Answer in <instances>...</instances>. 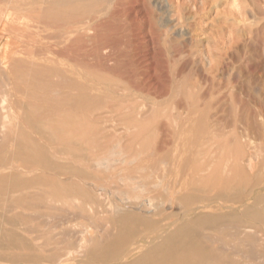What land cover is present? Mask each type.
Instances as JSON below:
<instances>
[{"label":"rangeland","instance_id":"374dc122","mask_svg":"<svg viewBox=\"0 0 264 264\" xmlns=\"http://www.w3.org/2000/svg\"><path fill=\"white\" fill-rule=\"evenodd\" d=\"M6 104L9 110L15 106L12 113L7 111ZM262 110L264 0H0V173L4 171L0 174V264H96V261L97 264H124L140 254L135 250L130 256H124L126 247L131 251L132 246L144 242L142 237L152 235L154 224L167 230L171 223L182 219V208L188 205L198 206L201 209L198 211L205 214H215L211 224L202 228L201 237H195L208 251L226 255L231 264L235 261V264H263L258 263L263 262L258 255L252 258L254 262L234 251V245L242 243L246 230H251L257 234L259 256L264 255L261 254L264 245ZM10 113L13 115L9 116ZM113 148L118 160L112 153ZM59 153L62 156L59 157ZM101 156L111 160L110 168L101 166L102 169L95 163ZM128 157L137 158V163ZM114 159L117 164L112 162ZM121 159L131 165L125 163L124 166ZM245 164L247 168H243ZM118 170L120 173H116ZM164 172L168 176L164 174L168 178L164 176V186L168 188H163V181L159 182ZM150 173L155 176L150 177ZM236 174L243 177L241 182ZM145 176L152 182L155 178L158 183L150 188H154L153 193L158 190L153 195L159 198L156 196L159 203L154 198L149 208L153 211L151 215L138 208L139 199L137 201L132 195L122 196L126 189L128 193L132 191L129 181L133 186L144 182ZM186 176L193 181L187 182ZM165 178L168 181L165 182ZM172 182L180 187L182 182L186 186L178 188ZM248 184L250 187L245 188ZM172 188L176 192L173 193ZM243 193L245 198L240 196ZM160 194H163L162 201ZM52 195L57 196V200ZM47 197H51L49 201ZM59 197L63 202L60 200L56 205ZM123 197L124 200L132 198L127 199L132 202L121 201ZM41 198H44L42 202ZM254 200L260 202L253 204ZM212 203L215 205H209ZM246 203L251 211L244 217L239 212ZM155 205L160 208L157 206L155 210L152 208ZM120 206L133 209L128 213L126 209L124 216H117L114 211ZM163 206L168 208L165 210ZM202 206L207 208L202 210ZM215 207L220 214L224 213L223 217ZM34 211H38L37 215ZM231 211L237 212L232 218L234 222L227 215ZM193 216L195 213L189 218ZM67 226H74L72 233ZM106 227L110 230L106 231ZM74 231H78L76 235ZM125 235L131 238L127 245L120 246ZM90 246L97 248V253ZM59 256L61 260L58 261L56 257Z\"/></svg>","mask_w":264,"mask_h":264},{"label":"bare ground","instance_id":"6f19581e","mask_svg":"<svg viewBox=\"0 0 264 264\" xmlns=\"http://www.w3.org/2000/svg\"><path fill=\"white\" fill-rule=\"evenodd\" d=\"M80 1H82V0H80ZM77 2V1H76ZM76 2H74V3H76ZM39 3H40V1H39ZM49 3H50V1H49ZM78 3V2H77ZM65 5V4H64ZM64 5H63V7H64ZM66 6H69V4L68 5H66ZM80 6V5H79ZM54 7V6H53ZM61 7V6H60ZM56 9H57V7H55ZM60 8H58V10H59ZM61 11V10H60ZM64 16V15H63ZM56 18H57V16H56ZM243 19V18H242ZM78 21V20H77ZM79 22V21H78ZM83 23H85V22H83ZM50 25V24H49ZM51 25H53V24H51ZM77 25V24H76ZM75 25V26H76ZM81 25V24H80ZM82 25H84V24H82ZM86 25V24H85ZM88 25V24H87ZM87 25L85 26V27H87ZM68 26V25H67ZM90 28H91V26H90ZM55 29V28H54ZM70 29V28H69ZM72 29V28H71ZM79 29V28H78ZM86 29V28H85ZM51 30H53V29H51ZM65 30H67V29H65ZM75 30V29H74ZM56 31H58V30H56ZM81 31V30H80ZM82 31H83V29H82ZM87 31L89 32V30L87 29ZM52 32H54V31H52ZM76 32V31H75ZM90 32H91V30H90ZM84 33H85V31H84ZM72 34V33H71ZM74 34V33H73ZM88 34V33H87ZM73 36V35H72ZM86 36V35H85ZM84 37V36H83ZM71 38H73V37H71ZM71 38H69V39H71ZM76 39V38H75ZM73 40V39H72ZM74 41V40H73ZM70 43V42H69ZM72 43V42H71ZM75 43V42H74ZM76 43H77V41H76ZM104 52V51H103ZM59 81V80H58ZM61 81V80H60ZM64 82V81H63ZM67 82V81H66ZM66 82H65V85H66ZM58 82H56V84H57ZM58 84H60V83H58ZM63 84V83H62ZM64 85V84H63ZM7 92H9V89H8V91ZM54 94L55 93H57V91L56 92H53ZM52 93V95H54ZM5 94V93H4ZM7 95V94H6ZM4 96V98H5V95H3ZM53 97V96H52ZM56 97V96H55ZM9 98V97H8ZM6 100V99H5ZM2 101H4V99L2 100ZM12 101H13V99H12ZM11 101V102H12ZM261 102V101H260ZM256 103V102H255ZM262 103V102H261ZM260 103V104H261ZM5 104V103H4ZM258 104H259V102H258ZM10 105V104H9ZM262 105V104H261ZM6 106V108L8 107L7 106V104L5 105ZM5 106H4V110H5ZM221 106V105H220ZM12 107V106H11ZM15 107V106H14ZM14 107H12V108H14ZM239 107V106H238ZM244 107V106H243ZM257 107H258V105H257ZM3 108V107H2ZM9 108H10V106L8 107V110L7 111H12V108H11V110H9ZM263 108V107H262ZM222 109V108H221ZM254 109V108H253ZM7 111H5V112H7ZM13 111H16V110H13ZM242 111V110H241ZM256 111V110H255ZM261 111V110H260ZM263 112H264V110H262ZM12 113V112H11ZM11 113L9 114V116H12L11 115ZM14 113V112H13ZM8 114V113H7ZM56 114V113H55ZM17 115V114H16ZM20 115H22V114H20ZM4 117V116H3ZM14 117V116H13ZM26 117V116H25ZM1 118V117H0ZM7 118H9L8 116H7ZM12 118V117H11ZM22 118V117H21ZM91 118V117H90ZM15 119H18L17 118V116H16V118ZM15 119H14V121H15ZM3 120H4V118H3ZM6 120V119H5ZM8 120V119H7ZM19 120H21V119H19ZM24 121V120H23ZM22 121V122H23ZM20 122V121H19ZM46 122V121H45ZM9 123V122H8ZM8 123H7V125H8ZM39 123V122H38ZM256 123V122H255ZM2 124V123H1ZM4 124H5V122H4ZM19 124V123H18ZM25 124V123H24ZM28 125V124H27ZM46 125V124H45ZM255 125V124H254ZM257 125V124H256ZM24 126V125H23ZM6 127V126H5ZM4 127V129H6ZM26 127V126H25ZM51 127V126H50ZM9 128V127H8ZM7 128V129H8ZM3 129V128H2ZM9 130V129H8ZM27 130V129H26ZM32 131V130H31ZM2 132V131H1ZM33 132V131H32ZM34 133V132H33ZM49 133V132H48ZM244 133V132H243ZM258 133V132H257ZM9 134V133H8ZM35 134V133H34ZM47 134V133H46ZM10 135V134H9ZM36 135V134H35ZM8 136V135H7ZM16 136H17V134H16ZM245 136V135H244ZM2 138V137H1ZM15 138H13V140H14ZM40 141V140H39ZM45 141V140H44ZM73 141V140H72ZM7 142V141H6ZM16 142V141H15ZM71 142V141H70ZM84 142V141H83ZM14 143V142H13ZM45 143H48V142H46L45 141ZM73 142H71V144H72ZM82 143V142H81ZM43 144V143H42ZM52 143H50L49 145H51ZM64 143H62V145H63ZM119 144V143H118ZM69 145V144H68ZM67 145V146H68ZM73 145V144H72ZM75 145V144H74ZM77 145H79V144H77ZM56 146V145H55ZM16 147H17V145H16ZM64 147H66V146H64ZM82 147V146H81ZM84 147V146H83ZM82 147V148H83ZM20 148V147H19ZM22 148V147H21ZM50 148H52V147H50ZM259 148H260V146H259ZM67 149V148H66ZM66 149H65V151H66ZM115 148H113V151H112V153H114L115 152V150H114ZM120 149V148H119ZM202 149V148H201ZM208 149V148H207ZM49 150H52V149H49ZM54 150V149H53ZM116 150H118L117 148H116ZM5 151V150H4ZM15 151V150H14ZM64 151V150H63ZM86 151V150H85ZM89 151V150H88ZM121 151V150H120ZM199 151V150H198ZM203 151H205V150H203ZM202 151V152H203ZM6 153V152H5ZM118 153H119V150H118ZM131 152H129V154H130ZM14 154V153H13ZM60 155H59V157L60 156H62L61 154L62 153H59ZM64 154V153H63ZM117 154V153H116ZM115 153H114V155H116ZM140 155H141V153H139ZM255 154V153H254ZM5 155V154H4ZM121 155V154H120ZM126 155H128V154H126ZM125 155V156H126ZM132 155H134V154H132ZM203 155V154H202ZM256 155V154H255ZM254 155V156H255ZM260 155H261V153H260ZM64 156V155H63ZM117 156L118 155H116V160H118L117 159ZM135 156V155H134ZM138 156V155H137ZM142 156V155H141ZM102 157V156H101ZM257 157V156H256ZM262 157V156H261ZM264 157V156H263ZM9 158H10V156H9ZM61 158H63V157H61ZM72 158V157H71ZM105 158V157H104ZM103 157L102 158H100L99 157V160H95L96 162L95 163H98V165L101 167V166H103V168L104 167H106V168H110V166H111V164H110V161L108 160V159H104ZM110 158V157H109ZM113 158V157H112ZM121 158H122V156H121ZM128 158H133L134 159V157H128ZM206 158V157H205ZM77 159V158H76ZM97 159H98V157H97ZM131 159H130V161H131ZM132 159V160H133ZM137 159V158H136ZM136 159H134V163H135V161H136ZM208 159V158H207ZM252 159H253V157H252ZM68 160V159H67ZM72 160H73V158H72ZM80 162H84V160H82L81 161V159H78ZM122 160V159H121ZM246 160V159H245ZM249 160V159H248ZM254 160V159H253ZM252 160V161H253ZM263 160H264V158H263ZM64 161H65V159H64ZM79 161H77V163L79 162ZM194 161V160H193ZM244 161V160H243ZM5 162V161H4ZM76 162V161H75ZM74 162V163H75ZM80 162H79V164H80ZM86 162V161H85ZM112 162H114L115 164H117V161L115 162V159H114V161H112ZM111 162V163H112ZM124 161L122 160V163H123ZM127 162V160L125 161V163ZM132 162V161H131ZM165 162H167V161H165ZM213 162V161H212ZM245 162V161H244ZM88 163V162H87ZM125 163H123V165L125 164ZM128 163L130 164V162L128 161ZM128 163H126V164H128ZM136 163H137V161H136ZM194 163V162H193ZM208 163V162H207ZM207 163H206V165H207ZM209 163H211V161L209 162ZM246 163V162H245ZM260 163V162H259ZM264 163V162H263ZM10 164V163H9ZM126 164L124 165V166H126ZM128 164V165H129ZM132 164H133V162H132ZM253 164H255V163H253ZM252 164V165H253ZM6 165H8V164H6ZM13 165V164H12ZM23 165H25V164H23ZM121 165V164H120ZM131 165V164H130ZM164 165H166V164H164ZM211 165V164H210ZM243 165V164H242ZM249 165H250V163H249ZM9 166V165H8ZM14 166V165H13ZM18 166V165H17ZM17 166H15L14 168H17ZM112 166H113V163H112ZM119 166V165H118ZM207 166H209V165H207ZM217 166H219V165H217ZM216 166V167H217ZM225 166H226V164H225ZM224 166V167H225ZM251 166V165H250ZM11 167V166H10ZM66 167V166H65ZM115 167V166H114ZM114 167H111V169L112 168H114ZM139 167H142V166H139ZM138 167V168H139ZM165 167V166H164ZM202 167H203V165H202ZM206 167V166H205ZM246 167V164H245V166H243V168H245ZM3 168V167H2ZM7 167H4V169H6ZM23 168H24V166H23ZM27 169H28V167H26ZM102 168V167H101ZM102 168V169H103ZM145 168V167H144ZM211 168V167H210ZM239 168V167H238ZM247 168V167H246ZM252 168V167H251ZM1 169V168H0ZM8 169V168H7ZM6 169V170H7ZM10 169V168H9ZM36 169V168H35ZM95 169H96V167H95ZM97 169H99V168H97ZM114 169H116V168H114ZM122 170H124V168H121ZM152 169V168H151ZM190 168H188V170H189ZM224 169V168H223ZM17 170V169H16ZM37 170V169H36ZM39 170V169H38ZM41 170H45V169H41ZM40 170V171H41ZM61 170V169H60ZM126 170V169H125ZM124 170V171H125ZM140 170V169H139ZM142 170V169H141ZM140 170V171H141ZM190 170H192V169H190ZM244 170V169H243ZM264 170V169H263ZM11 171V170H10ZM32 171V170H31ZM33 171H34V169H33ZM47 171H48V169H47ZM50 171L51 170H49V173H50ZM62 171H64V170H62ZM110 171V170H109ZM113 171H115V170H113ZM113 171H111V173L113 172ZM121 171V170H120ZM120 171L118 170V172L116 171V173H120ZM127 171V170H126ZM144 171V170H143ZM159 171V170H158ZM158 171H157V175H158ZM164 171H166V169L164 170ZM169 171V170H168ZM185 172L187 171V170H184ZM200 172H202V170H199ZM225 169H224V173H225ZM8 172V171H7ZM6 171H5V173H7ZM19 172V171H18ZM25 172V171H24ZM29 172V171H28ZM38 172V171H37ZM37 172H34V173H37ZM44 172V171H43ZM108 172V171H107ZM142 172V171H141ZM153 172V171H152ZM151 172V173H152ZM185 172H183V173H185ZM231 172V171H230ZM229 172V173H230ZM235 172V171H234ZM234 172H233V175H234ZM244 172V171H243ZM250 172V171H249ZM3 173H4V171H3ZM3 173L1 172L0 174H2L3 175ZM27 173V172H26ZM32 173V172H31ZM38 173H40V172H38ZM37 173V174H38ZM104 173V172H103ZM125 173V172H124ZM140 173V172H139ZM150 173V177H154V176H152V174ZM159 173H161V169H160V171H159ZM166 172H164L163 173V179H162V177L160 176V181L159 182H161V181H163V186L165 185V183H164V176L166 175L167 176V174H165ZM190 173H192L191 171H190ZM198 173V172H197ZM218 173H219V170H218ZM236 173V172H235ZM247 173V172H246ZM30 174V173H29ZM28 174V176H30ZM45 174V173H44ZM113 174V173H112ZM112 174H111V176H112ZM155 174V173H154ZM165 174V175H164ZM180 174V173H179ZM188 172H187V176H188ZM194 174V173H193ZM193 174L191 175V176H193ZM210 174V173H209ZM221 174V173H220ZM226 174V173H225ZM259 174L260 173H258V176H259ZM11 175V174H10ZM22 175H25V174H22ZM36 175V174H35ZM54 175V174H53ZM127 175V174H126ZM149 175V174H148ZM175 175V174H174ZM178 175V174H177ZM185 175H186V173H185ZM222 175V174H221ZM230 175H231V173H230ZM238 174H236V176H237ZM242 175H244V174H241V176ZM247 175H248V173H247ZM264 175V174H263ZM27 176V175H26ZM60 176V175H59ZM74 176V175H73ZM116 176V175H115ZM114 176V177H115ZM117 176H118V174H117ZM124 176V175H123ZM165 176V177H166ZM171 176V175H170ZM179 176V175H178ZM182 176L184 177V175L182 174ZM187 176H186V180H187V182H189V181H191L192 179H187ZM249 176V175H248ZM32 177V176H31ZM61 177V176H60ZM104 177V176H103ZM110 176H108V178H109ZM113 177V176H112ZM113 177V178H114ZM130 177H131V175H130ZM139 177H141V175L139 176ZM149 177V176H148ZM146 178V176H145V180H144V182L143 181H141L140 183L138 182V183H135V181H133V183H135V184H133V186H132V181H129V186H130V188L132 187V191L131 192H127L126 190H125V195H122V196H125V197H129V195L131 196H133L132 198H135L136 200L137 199H139V201L137 202L138 203V208L139 209H141L142 210V213H144V211L145 212H147V213H149L150 212V206L151 205H153L154 203H153V201H155L154 200V198L156 199V196H154L153 194L156 192V191H158V190H156L154 193H153V189L151 190L150 188H152V187H155V185H157L158 183H155V178H154V182H152V181H150L149 179H151V178ZM157 178H158V176H156ZM168 177V176H167ZM166 177V178H167ZM195 177V176H194ZM222 178H223V176H221ZM233 177V176H232ZM238 177H240V175H238ZM259 177H262L261 175L259 176ZM264 177V176H263ZM25 178H28V177H25ZM34 178V177H33ZM75 178H77V176H75L74 177V179ZM112 178V179H113ZM116 178V177H115ZM118 178V177H117ZM123 178H125V177H123ZM129 178V177H128ZM127 178V179H128ZM166 178H165V182L166 181H168V180H166ZM175 178V177H174ZM180 178H182V177H180ZM221 178V179H222ZM237 178V177H236ZM241 178V177H240ZM35 179V178H34ZM61 179V178H60ZM82 179V178H81ZM80 179V181L82 182V181H87V180H81ZM131 179V178H130ZM134 179V178H133ZM132 179V180H133ZM138 179V178H137ZM168 179V178H167ZM242 179H243V177L239 180V179H237L238 181H242ZM245 179V178H244ZM49 180V179H48ZM62 180H64V179H62ZM120 180V179H119ZM141 180V179H140ZM139 180V181H140ZM143 180V179H142ZM170 180V179H169ZM174 180V179H173ZM183 180V179H182ZM181 180V181H182ZM199 180V179H198ZM229 180H231V178L229 179ZM248 180V179H247ZM47 181V180H46ZM58 181H59V179H58ZM110 181V180H109ZM124 181V180H123ZM157 181V180H156ZM179 181H180V179H179ZM178 180H177V182H179ZM193 181V180H192ZM216 181H218L217 179H216ZM71 182H73V180L71 179ZM70 182V183H71ZM136 182H137V180H136ZM158 182V181H157ZM170 182V181H169ZM174 182H175V180H174ZM174 182H172L173 184H174ZM200 182V181H199ZM224 182V181H223ZM236 182V181H235ZM235 182H233L234 183V185H235ZM245 182H246V180H245ZM244 182V183H245ZM260 182V181H259ZM59 183H61L60 181H59ZM68 183V182H67ZM80 183V182H79ZM124 183V182H123ZM131 183V184H130ZM184 183H185V180H184ZM221 183V182H220ZM228 183V182H227ZM236 183H239V182H236ZM263 183H264V181H263ZM65 184V183H64ZM76 184V183H75ZM80 184H82V183H80ZM97 184V183H96ZM100 184V183H99ZM167 184V183H166ZM178 183H176V184H174V185H177ZM189 184V183H188ZM187 184V185H188ZM209 184H211V182H209ZM62 185V184H61ZM79 185V184H78ZM84 185V184H83ZM83 185H81V186H83ZM93 185V184H92ZM103 185V184H102ZM105 185V184H104ZM112 185V184H111ZM125 185H126V183H125ZM161 185V186H162ZM199 185V184H198ZM225 185V184H224ZM228 185V184H227ZM233 185V184H232ZM231 185V186H232ZM238 185V184H237ZM246 185V184H245ZM250 185H251V183H250ZM250 185L248 184L245 188H247L248 186L250 187ZM254 185V184H253ZM72 186V185H71ZM100 187H101V185H99ZM162 186V187H163ZM178 186V185H177ZM182 186H184V188H185V186H186V184H184L183 185V183L181 182V187ZM219 186V185H218ZM221 186V185H220ZM254 186H256V185H254ZM253 186V187H254ZM257 186H258V183H257ZM259 186H261V184L259 185ZM64 187V186H63ZM67 187H70L69 186V184H68V186ZM95 187V186H94ZM103 187V186H102ZM160 187V186H159ZM167 188L169 187V186H166ZM165 186L163 187V188H166ZM180 187V185L178 186V188H181ZM190 187V186H189ZM188 186H187V188H189ZM207 187H208V185H207ZM211 187V186H210ZM227 187V186H226ZM233 187V186H232ZM72 188H74V186H72ZM79 188V187H78ZM83 188H85V187H83ZM91 188H93L92 186H91ZM98 188V187H97ZM162 188V189H163ZM175 188V187H174ZM187 188H186V190H187ZM191 188V187H190ZM218 188V187H217ZM244 188V187H243ZM53 189V188H52ZM64 190L66 189V188H63ZM76 189V188H75ZM80 189V188H79ZM99 189V188H98ZM106 189V188H105ZM105 189H104V192H105ZM158 189V188H157ZM173 189V188H172ZM176 189V188H175ZM211 189V188H210ZM233 189V188H232ZM235 189H236V187H235ZM240 189V188H239ZM249 189V188H248ZM251 189H253L252 188V185H251V188L249 189V191L251 190ZM58 190V189H57ZM77 190V189H76ZM93 190V189H92ZM97 189H95V191H96ZM107 190V189H106ZM117 190H119V189H117ZM117 190H115V192H118ZM130 190V189H129ZM161 190V189H160ZM164 190V189H163ZM169 190V189H168ZM167 190V191H168ZM178 190H180V189H178ZM202 190V189H201ZM207 190V189H206ZM215 191H216V188L214 189ZM225 190V189H224ZM223 189H222V191H224ZM237 190H238V186H237ZM66 191L68 192V189H66ZM94 191V192H95ZM98 191V190H97ZM203 191H204V189H203ZM219 190L217 189V192H218ZM227 191V190H226ZM230 191H231V189L229 190V195H230ZM233 191V190H232ZM240 192L242 191V189L241 190H239ZM248 191V192H249ZM76 194H78L76 191H74ZM84 192H85V189H84ZM89 192H90V190H89ZM99 192H100V190H99ZM173 193L174 192H176V191H174V189H173V191H172ZM172 192H171V194H172ZM179 192V191H178ZM187 192V191H186ZM189 192V191H188ZM191 192V191H190ZM205 192V191H204ZM213 192V191H212ZM211 192V193H212ZM220 192H221V190H220ZM246 192H247V190H246ZM253 191L251 190V193H252ZM103 193V192H102ZM114 193V192H113ZM152 193V194H151ZM169 193V192H168ZM167 193V194H168ZM184 193H185V190H184ZM192 193V192H191ZM203 193V192H202ZM223 193V192H222ZM225 193V192H224ZM228 193V192H227ZM233 193V192H232ZM234 193H236V191H234ZM261 193V192H260ZM21 194H23V193H19V195H21ZM71 194V193H70ZM80 194V193H79ZM87 194V193H86ZM97 194V193H96ZM101 194V193H100ZM114 194H116V193H114ZM146 194H147V196H146ZM164 194V193H163ZM163 194H162V196H161V194L159 195L161 198V201H162V197H163ZM205 194V193H204ZM226 194V193H225ZM244 194V193H243ZM44 195V194H43ZM49 195V194H48ZM64 195V194H63ZM72 195V194H71ZM80 195H82V193L80 194ZM98 195V194H97ZM178 195V194H177ZM182 195H183V192H182ZM206 195V194H205ZM207 195H208V193H207ZM212 195H213V193H212ZM245 195L246 194H244V195H241L240 194V196H244L243 198H245ZM255 195V194H254ZM45 196H46V194H45ZM54 195H52V197H53ZM95 196V195H94ZM103 196V195H102ZM106 196V195H105ZM211 196V195H210ZM238 196V195H237ZM13 197H14V195H13ZM49 197V196H48ZM48 197H47V200L49 201V199L51 198H49L48 199ZM55 197V199H56V197L57 196H54ZM77 197H79V196H77ZM77 197H75V198H77ZM101 197V196H100ZM112 197V196H111ZM114 197V196H113ZM173 197V196H172ZM209 197V196H208ZM215 197H216V195H215ZM214 197V198H215ZM220 197V196H219ZM225 197V196H224ZM224 197H221V198H223L224 199ZM236 197V196H235ZM248 197H250V196H248ZM258 197V196H257ZM262 197V196H261ZM260 197V198H261ZM36 198V197H35ZM39 198H40V196H39ZM45 198V197H44ZM43 198V199H44ZM66 198V197H65ZM74 198V199H75ZM110 198V197H109ZM131 198V199H132ZM157 198H158V196H157ZM177 198V197H176ZM192 198V197H191ZM190 198V199H191ZM221 198H219V199H221ZM225 198H227V196L225 197ZM238 198V197H237ZM242 198V197H241ZM37 199H38V197H37ZM42 198L40 199L41 200V202H42V200H43ZM127 199H130V198H126V200H124V197H123V199H121V201L122 200H124V202H126L127 201ZM130 199V200H131ZM159 199V198H158ZM158 199H156L157 200V204L159 203V200ZM168 199H169V194H168ZM190 199H188V200H190ZM212 199V198H211ZM231 199H232V197H231ZM252 198H249V200H251ZM257 199V198H256ZM39 200V199H38ZM45 200H46V198H45ZM44 200V201H45ZM52 200H54V199H52ZM57 200V199H56ZM60 200H61V197H59V201H55L56 202V205L58 204V202H60ZM78 200V199H77ZM116 200V199H115ZM174 200H176L175 199V197H174ZM173 200V201H174ZM207 200V199H206ZM214 200V199H213ZM253 200V199H252ZM263 200V199H262ZM48 201H47V203H48ZM64 201H65V199H64ZM72 201H73V199H72ZM79 201H81V200H79ZM91 201V200H90ZM106 201V200H105ZM111 201V200H110ZM160 201V205L163 203V202H161ZM167 201V200H166ZM201 201V200H200ZM203 201H205V200H203ZM245 201H246V199H245ZM244 201V202H245ZM264 201V200H263ZM6 202H8L7 201V199H6ZM11 202V201H10ZM50 202H51V200H50ZM54 202V201H53ZM54 202V203H55ZM61 202H63V200H61ZM69 202V201H68ZM89 202V201H88ZM109 202V201H108ZM116 202V201H115ZM127 202H129V203H131L130 201H127ZM169 202V201H168ZM167 202V203H168ZM178 202V201H177ZM186 203H188L187 201H185ZM192 202V201H191ZM202 202V201H201ZM241 202V201H240ZM256 202H260L259 200H257V201H255L254 200V202H253V204H255ZM44 203V202H43ZM74 203V202H73ZM81 203H82V201H81ZM94 203V202H93ZM93 203H92V201H91V203H90V205L92 206L93 205ZM105 203V202H104ZM112 203V202H111ZM171 203H173V202H171ZM175 203V202H174ZM203 203V202H202ZM207 203V202H206ZM209 203H211V202H209ZM45 204V203H44ZM49 205H50V203H48ZM48 204H47V206H48ZM68 204V203H67ZM66 204V205H67ZM120 204H121V202H120ZM156 204V203H155ZM182 204V203H181ZM213 204L214 203H212V204H209V205H212L213 206ZM236 204V203H235ZM252 204V205H253ZM262 204H264V203H262ZM53 205H55V204H53ZM55 205V206H56ZM76 205H77V203H76ZM89 205V204H88ZM134 205V204H133ZM133 205H131V206H133ZM164 205H166V202L164 203ZM168 205V204H167ZM166 205V206H167ZM175 205H176V203H175ZM199 205V204H198ZM215 205V204H214ZM219 207H220V205L219 204H217ZM252 205H251V207H252ZM46 206V205H45ZM50 206H52V205H50ZM84 206V204L82 205V207ZM91 206H90V208H91ZM107 206V205H106ZM112 206V205H111ZM126 206H128V205H126ZM130 206V205H129ZM136 206V205H135ZM135 206H133V208H137V207H135ZM158 206V205H157ZM156 205L155 206H152V208H154L155 207V210L157 209V208H160L159 206L157 207ZM165 206V207H166ZM174 206V205H173ZM173 206H171V209H172V207ZM186 205H184V207H185ZM199 206H201V205H199ZM208 206V205H207ZM212 206H211V208H212ZM258 206V205H257ZM54 207V206H53ZM56 207H58V206H56ZM60 207V206H59ZM93 207H94V205H93ZM92 207V208H93ZM99 207H100V205H99ZM110 207V206H109ZM121 207V206H120ZM120 207H117V209L114 211V214L115 215H117L118 216V214H122L123 216H124V213H128V211L130 210H128V208L127 207H125V209H124V207L122 208H120ZM157 207V208H156ZM164 206H163V208L166 210L168 207H166L165 208ZM178 207V206H177ZM206 207V206H205ZM205 207L204 206H202V210L203 209H205ZM230 207V206H229ZM248 207H250L249 206V203H246V205L243 207V209H242V212H239L240 214L242 213V215L245 217V215L247 214V216H248V214L250 213V211H249V208ZM253 207H254V205H253ZM261 207H262V205H261ZM261 207H260V209H261ZM62 208V207H61ZM68 208V207H67ZM66 208V209H67ZM76 208V207H75ZM95 208H98L97 206H95ZM101 208V207H100ZM107 208H108V206H107ZM133 208H131V210L133 209ZM144 208V209H143ZM176 207H174V209H175ZM180 208V207H179ZM179 208H178V210H179ZM207 208V207H206ZM216 208V207H215ZM237 208V207H236ZM257 209H258V207H256ZM6 209V208H5ZM53 209H55V208H53ZM65 209V210H66ZM110 209H112V208H110ZM127 209V210H126ZM138 209V210H139ZM184 209V211H183V214H182V219L181 220H174L175 222L174 223H171L170 225H169V228L166 230V229H164L165 227H163V229H162V227L161 226H158V227H156V225L154 224V229L151 231L152 232V235L151 236H146V235H144L145 237H142V238H144L143 240H144V242L142 241H140L137 245H134V247L132 248H130L131 249V251H129V249H127V247H126V249L124 250V253H123V255L124 256H130L131 255V253L133 252V251H135V250H137V251H139V255H137V257L135 258V259H133V260H131V261H127L126 263H124V264H231L230 263V261H229V258H226L227 256L226 255H222V253H221V250H220V253L221 254H217V253H213V252H211V251H208V249H206L203 245H201L200 243H199V240H197V239H195V237H201V232H202V230H204V229H202L203 227H205L206 225H208V224H211V222H212V219L214 220L215 218H214V216H215V214H205V213H203V211L202 212H200V211H198L200 208L198 207V206H191V205H188V206H186L185 208H182V210ZM213 209V208H212ZM220 209V208H219ZM230 209V208H229ZM254 209V208H253ZM256 209V210H257ZM40 210H42V208L40 209ZM69 211H70V209H68ZM75 210V209H74ZM73 210V211H74ZM92 210H94V208L92 209ZM97 210V209H96ZM126 210V212H124ZM130 210V211H131ZM140 210V211H141ZM144 210V211H143ZM159 210V209H158ZM182 210H180V211H182ZM201 210V209H200ZM227 210V209H226ZM232 210V209H231ZM236 210V209H235ZM237 210L239 211V209L237 208ZM255 210V209H254ZM6 211V210H5ZM4 211V212H5ZM72 211V212H73ZM81 211H82V209H81ZM95 211V210H94ZM137 211V210H136ZM168 211H169V209H168ZM180 211H178L179 213H180ZM198 211V212H197ZM213 211V210H212ZM211 211V212H212ZM216 211H217V208H216ZM260 211V210H259ZM35 212V214H36V212H38V211H34ZM42 212V211H41ZM41 212L39 211V214H41ZM53 212H54V210H53ZM58 212V213H57ZM56 212V214H58L57 216H59L60 215V213H59V211H57ZM71 212V211H70ZM69 212V213H70ZM97 212V211H96ZM109 212V211H108ZM133 212V211H132ZM153 212V211H152ZM152 212H150V215H151V213ZM155 212V214H156V211H154ZM167 212V211H166ZM165 212V213H166ZM213 212H215V211H213ZM218 212V211H217ZM32 213V212H31ZM45 214L47 213V212H44ZM48 213H50V211L48 212ZM75 213H76V211H75ZM80 213V212H79ZM146 213V214H147ZM174 213V212H173ZM172 213V214H173ZM195 213V217L193 216V217H190L189 218V216L191 215V214H194ZM219 214H220V212H218ZM5 214V213H4ZM64 214V213H63ZM72 214V213H71ZM141 214V213H140ZM168 215H170L171 214V210H170V213L168 212L167 213ZM176 214V213H175ZM217 214V213H216ZM224 214V213H223ZM223 214H220V215H222L221 217H223ZM37 215V214H36ZM42 215V214H41ZM51 215H53L52 214V211H51ZM50 215V216H51ZM67 215V214H66ZM70 215V214H69ZM95 215H97V213L95 214ZM141 215H143V214H141ZM147 215H149V214H147ZM149 215V216H150ZM165 215V214H164ZM177 215V214H176ZM228 215V218L230 219V221L232 220V218H235V216L237 215V212H233V211H231V212H229V214H227ZM94 216V215H93ZM107 217H108V215H106ZM149 216H147V217H149ZM153 216V215H152ZM155 216V215H154ZM154 216H153V218H154ZM242 216V218H244ZM61 217V216H60ZM59 217V218H60ZM66 217V216H65ZM68 217V216H67ZM151 217V216H150ZM159 217V216H158ZM164 217H166V215L164 216ZM172 217V216H171ZM224 217L226 218V215H224ZM241 217V216H240ZM250 217V216H249ZM248 217V218H249ZM254 217H255V215H254ZM53 218H54V216H53ZM58 218V219H59ZM111 218V217H110ZM112 218H113V216H112ZM156 218H157V214H156ZM174 218V217H173ZM181 218V217H180ZM218 218V217H217ZM224 218V219H225ZM227 218V219H228ZM3 219H4V217H3ZM55 219V218H54ZM72 219V218H71ZM104 219H106V218H104ZM139 219V218H138ZM155 219V218H154ZM160 220H161V218H159ZM163 219V218H162ZM166 219H168V218H166ZM165 219V221H167ZM172 219V218H171ZM241 219V218H240ZM245 219H247V218H245ZM59 220H61V219H59ZM113 220V219H112ZM111 220V221H112ZM160 220H158V221H160ZM234 220V219H233ZM232 220V221H233ZM252 220V219H251ZM49 221V220H48ZM110 221V220H109ZM110 221V222H111ZM115 221V220H114ZM157 221V220H156ZM162 221H164V220H161V222ZM216 222H217V220H215ZM235 221V220H234ZM233 221V222H234ZM238 221V220H237ZM244 221V220H243ZM253 221H254V219H253ZM57 222H58V220H57ZM113 222V221H112ZM139 222V221H138ZM225 222V221H224ZM228 222V221H227ZM247 222V221H246ZM255 222H257V221H255ZM258 222H260V221H258ZM2 223H3V221H2ZM62 223H63V220H62ZM108 223V222H107ZM166 223V222H165ZM248 223V222H247ZM8 224V223H7ZM48 224H50V223H48ZM58 224V223H57ZM78 224V223H77ZM116 224V223H115ZM149 224H151L150 222H148V225ZM53 225V224H52ZM54 225H56L55 223H54ZM53 225V226H54ZM162 225V224H161ZM165 225V224H164ZM163 225V226H164ZM167 225V224H166ZM171 225H172V227H171ZM174 225V226H173ZM215 225H217L216 223H215ZM219 225V224H218ZM238 225V224H237ZM262 225V224H261ZM1 226V225H0ZM61 226V225H60ZM64 226V225H63ZM66 226V225H65ZM68 226H69V224H68ZM67 226V227H68ZM77 226H80V224L79 225H77ZM89 226H91V225H89ZM144 226V225H143ZM222 226V225H221ZM254 226V225H253ZM15 227V226H14ZM13 227V228H14ZM67 227H66V230H67ZM71 228L72 227H74V226H70ZM96 227H97V225H96ZM95 227V228H96ZM100 227V226H99ZM114 227V226H113ZM116 227V226H115ZM215 227V226H214ZM219 227V226H218ZM236 227H238V226H236ZM248 227V226H247ZM12 228V227H11ZM63 228V227H62ZM71 228H69L68 227V230L72 233V229ZM80 228V230H82L81 229V227H79ZM103 228V227H102ZM107 229H106V231L109 229L108 227H106ZM245 228V227H244ZM249 228H250V226H249ZM259 228V227H258ZM14 229H16V227L14 228ZM88 229V228H87ZM99 229V228H98ZM101 229V228H100ZM151 229V228H150ZM150 229H149V231H150ZM211 229V228H210ZM209 229V231H211ZM216 229H219V228H216ZM223 229V228H222ZM231 230V228L230 227H228V230ZM250 229H252V228H250ZM249 229V230H250ZM64 231H66L65 229H63ZM67 230V231H68ZM75 230H79V229H75ZM110 230V229H109ZM115 230V229H114ZM215 230V229H214ZM224 230V229H223ZM229 230V231H230ZM233 230H234V228H233ZM235 230H236V228H235ZM253 230V229H252ZM257 230V229H256ZM261 230V229H260ZM48 231V230H47ZM84 231H85V229H84ZM208 231V230H207ZM220 231V230H219ZM222 231V230H221ZM74 232H76V231H74ZM78 232V231H77ZM77 232L75 233V235L77 234ZM79 232H81V231H79ZM113 232V231H112ZM212 232V231H211ZM216 232V231H215ZM57 233V232H56ZM64 233V232H63ZM84 233V232H83ZM104 233V232H103ZM142 233V232H141ZM140 233V234H141ZM150 233V232H149ZM213 233V232H212ZM221 233V232H220ZM227 233H230V232H227ZM237 233H240V231H238ZM245 233V232H244ZM258 233H259V231H258ZM35 234V233H34ZM49 234V233H48ZM50 234H53V233H50ZM55 234V233H54ZM53 234V235H54ZM143 234V233H142ZM235 235L234 236H236V233H234ZM147 235H149V234H147ZM203 235H204V233H203ZM203 235H202V237H203ZM225 235V234H224ZM245 236H244V238H242V243L241 244H238L237 242H239V241H237L236 243L238 244V245H234V251L235 252H237L238 254L239 253H242L243 255H245L247 258H249V259H252L253 257H256L257 255H258V258L260 257V258H263V259H261V260H263V262H258V263H263L264 264V255L261 257V256H259V253H260V251H258L257 252V250H258V248H256V241L258 242V240H257V234L256 233H254V231L252 232L251 230H250V232H247V230H246V233L244 234ZM1 236V235H0ZM48 237H50L51 235H47ZM67 236H68V234H67ZM66 236V237H67ZM72 236V235H71ZM73 236H74V234H73ZM233 236V235H232ZM237 236H239V235H237ZM241 236V235H240ZM259 236V235H258ZM262 236V235H261ZM52 237V236H51ZM55 237H57L56 235H55ZM106 237V236H105ZM105 237H103L104 239H105ZM69 238V237H68ZM72 238V237H71ZM80 238V237H79ZM130 235L129 236H127V235H125V237H124V239H121V244H120V242H119V244H120V246H123V245H127V243L129 242V240H130ZM227 238V237H226ZM240 238V239H241ZM261 238V237H260ZM44 239H45V237H44ZM53 239H54V237H53ZM66 239V238H65ZM85 239V238H84ZM129 239V240H128ZM134 239H135V237H134ZM138 239V238H137ZM136 239V240H137ZM141 239V238H140ZM205 239V238H204ZM221 239H223V238H221ZM220 239V240H221ZM230 239V238H229ZM106 240H109V239H106ZM105 240V242H107ZM202 240H203V238H202ZM201 240V241H202ZM208 240V239H207ZM32 241V240H31ZM88 241V240H87ZM139 241V240H138ZM137 241V242H138ZM218 241V240H217ZM222 241V240H221ZM229 241V240H228ZM33 242V241H32ZM77 242H78V240H77ZM104 242V241H103ZM234 242V241H233ZM241 242V241H240ZM36 243V242H35ZM81 244H82V242H80ZM97 243V242H96ZM96 243L95 244H93V246H95L96 245ZM99 243H101L100 241H99ZM133 243V242H132ZM215 243V242H214ZM226 243V242H225ZM260 243H262V242H260ZM87 244V243H86ZM103 244V243H102ZM106 244V243H105ZM104 244V245H105ZM221 244H222V242H221ZM229 243H227V245H228ZM243 244V245H242ZM259 244V243H258ZM10 245V244H9ZM15 245V244H14ZM46 245V244H45ZM54 245H56V244H54ZM53 245V246H54ZM98 245V244H97ZM103 245V246H104ZM211 245H213V243L211 244ZM37 246V245H36ZM39 246V245H38ZM128 246H129V244H128ZM229 246H230V244H229ZM229 246H227V247H229ZM231 246H233V245H231ZM40 247V246H39ZM44 247V246H43ZM42 247V248H43ZM45 247H47L46 249H49L51 246H45ZM62 247V246H61ZM65 248L66 247H68L67 245L66 246H64ZM144 247H146V248H144ZM219 247V246H218ZM218 247H216V248H218ZM13 248H14V246H13ZM16 248V247H15ZM70 248V247H69ZM82 248V247H81ZM80 248V249H81ZM86 248V247H85ZM88 248V247H87ZM91 248H93V247H91L90 246V249ZM230 248V247H229ZM40 249H41V247H40ZM50 249H52V247L50 248ZM94 249V248H93ZM96 250H97V248H95ZM95 249H94V251H95ZM103 249V248H102ZM108 249V248H107ZM120 249H122V247H120ZM144 249V250H143ZM228 249V248H227ZM233 249V248H232ZM2 250V249H1ZM60 250H62V249H60ZM59 250V251H60ZM64 250V249H63ZM66 250H68V249H66ZM70 250H72V249H70ZM69 250V251H70ZM85 250V249H84ZM141 250V251H140ZM42 251V250H41ZM68 251V252H69ZM73 251V250H72ZM88 251V250H87ZM90 251V250H89ZM107 251V250H106ZM109 251V250H108ZM213 251V250H212ZM64 252V251H63ZM96 253H97V251H95ZM94 252V253H95ZM119 252L120 251H118V252H116L117 254H119ZM222 252H223V250H222ZM230 252H232V250L230 249ZM235 252H233V254H235ZM256 252H257V254H256ZM47 253V252H46ZM70 253V252H69ZM89 253H91V252H89ZM89 253H87V254H89ZM102 253V252H101ZM100 253V254H101ZM104 253V252H103ZM228 253V252H227ZM237 253H236V255H237ZM52 254H56V253H52ZM64 254V253H63ZM68 254V253H67ZM84 254V253H83ZM230 254H232V253H230ZM229 254V255H230ZM232 254V255H233ZM261 254H264V245L262 246V248H261ZM47 255V254H46ZM48 255H50V254H48ZM58 254H56V256H57ZM70 255V254H69ZM71 255H72V253H71ZM98 255V254H97ZM114 255V254H113ZM116 255V254H115ZM115 255L113 256L114 258H115ZM229 255H228V257H229ZM52 256V255H51ZM50 256V258H52V257H55V256H52L51 257ZM65 256H67V255H65ZM65 256H63L62 255V257H65ZM85 255H79V257H84ZM88 257H89V255H87ZM99 256V255H98ZM241 256V255H240ZM75 257V256H74ZM78 257V256H77ZM92 256H90V258H91ZM110 257V256H109ZM117 257V256H116ZM238 257V256H237ZM236 257V258H237ZM44 258V257H43ZM46 258H47V256H46ZM82 258H81V260H82ZM95 258H97V257H95ZM94 258V259H95ZM230 258H231V256H230ZM235 258V259H236ZM241 258H243V257H241ZM39 259V258H38ZM69 259H71V258H69ZM68 259V260H69ZM93 259V260H94ZM107 259V258H106ZM240 259V258H239ZM254 259V258H253ZM252 259V261H254ZM56 260H61L60 259V256L59 257H56ZM87 260V259H86ZM97 260V259H96ZM105 260V259H104ZM110 260V259H109ZM108 260V261H109ZM117 260V259H116ZM231 260H233V259H231ZM236 260H238V259H236ZM77 261H78V259H77ZM88 261V260H87ZM95 261V260H94ZM103 261V260H102ZM107 261V260H106ZM114 261V260H113ZM112 261V262H113ZM233 261H235V260H233ZM232 261V262H233ZM245 261V260H244ZM246 261H247V259H246ZM22 262V261H21ZM27 262V261H26ZM62 262V261H61ZM64 262V261H63ZM67 262V261H66ZM82 262V261H81ZM236 262V261H235ZM235 262H234V264H235ZM248 262V261H247ZM255 262V261H254ZM50 263V262H49ZM83 263V262H82ZM81 263V264H82ZM88 263H91V262H89L88 261ZM93 263V262H92ZM100 263H102V262H100ZM99 263V264H100ZM106 262H104V264H105ZM109 262H107L106 264H108ZM242 263H243V260H242ZM257 263V262H256ZM18 264V263H17ZM52 264V263H51ZM84 264V263H83ZM96 264H97V261H96ZM103 264V263H102ZM115 264V263H114ZM238 264H240L239 262H238ZM245 264V263H244ZM254 264V263H253Z\"/></svg>","mask_w":264,"mask_h":264}]
</instances>
